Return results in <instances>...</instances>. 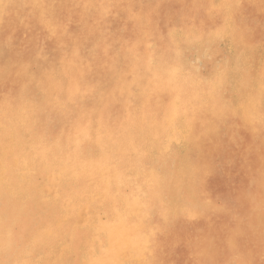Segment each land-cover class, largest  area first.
<instances>
[{"label":"bare ground","instance_id":"bare-ground-1","mask_svg":"<svg viewBox=\"0 0 264 264\" xmlns=\"http://www.w3.org/2000/svg\"><path fill=\"white\" fill-rule=\"evenodd\" d=\"M64 1L0 0V90L4 92L0 96V178L4 176L0 180V264H74L61 250L64 242L68 243L69 252H77L80 259L90 257L97 242H106L107 259L101 264H154L159 231L151 218L156 202L167 209L169 216L175 215L181 203L172 195L162 197L154 185L152 162L160 155L155 145L161 141L163 145L182 142L180 148L186 143L182 150L190 151L188 138L196 120L202 121L208 135L220 134L225 128L248 131L262 125L264 82L255 89L250 75L235 71L234 44L220 45L214 38L198 39V34L197 39L182 41L179 37L168 45L165 49L175 53L171 59L158 55L164 49L157 44L150 50L147 63L136 59L137 68H141L138 73L127 67L132 74L130 79L123 72L107 73L111 58L117 54L108 45L111 38L103 32L102 18L117 10L113 6L119 8L122 0H105L109 4L69 0L75 6V14L69 20L61 12ZM136 10L138 5H132L131 12L138 18ZM42 19L46 26L40 33ZM79 21L88 29L82 37ZM33 41L40 45L34 55L39 68L49 70L45 66L60 62V74L54 76L51 72L46 88L39 90L40 99L43 101L55 89L63 101L78 99V106L63 115L55 127L47 128L44 139L38 140L31 133L28 142H24L19 134L25 133L23 109L30 103L9 98L6 93L11 91L12 80L29 65L24 58L19 67H14L15 53L24 54L25 45ZM132 46L129 49L134 50L135 45ZM205 53L210 56L207 63ZM258 56L259 52H255L245 55L244 60L250 62ZM218 62L228 69V86L223 93L213 83ZM197 64H204L203 75L197 71ZM15 71L17 74H13ZM5 77L9 78L7 88ZM101 78L106 88L92 94ZM131 91L134 98L132 102L129 99L131 104L125 107V115L116 109L113 120L96 119L98 114H104L100 109L106 100L113 98L121 105ZM89 96V100H82ZM222 101L232 105L230 113L223 110ZM44 122L40 117V125ZM232 123L235 125L231 128ZM12 130L16 133L14 138L9 136ZM85 134L92 137L93 150L78 147ZM186 152L180 151L166 162L177 174L181 161L189 159L184 158ZM18 153L25 156L23 161ZM31 154L52 166L48 183L38 190L30 188L20 174H27ZM126 185L132 188L131 195H124L122 188ZM136 204H140L137 209ZM166 209H162V215L167 214ZM101 212L106 215L104 223L99 220ZM196 256L205 261L202 254Z\"/></svg>","mask_w":264,"mask_h":264},{"label":"rangeland","instance_id":"rangeland-1","mask_svg":"<svg viewBox=\"0 0 264 264\" xmlns=\"http://www.w3.org/2000/svg\"><path fill=\"white\" fill-rule=\"evenodd\" d=\"M47 1L50 0H42V3ZM110 1L98 0V3L109 4ZM232 3L239 6L228 7ZM132 5H138V10L134 11L138 18H135L131 12ZM74 7L69 0L63 2L61 12L68 17V20L70 15L75 14ZM113 8H117V10L102 18L105 24L103 32L111 38L108 45L113 49V53L117 54V56L113 55V58H111L110 70H106L107 73L126 74V77L130 79L132 74L129 70H126L127 67L133 68L134 73H138L141 68H137L136 59L138 58L140 63H147L150 50L153 47L155 48L157 44H160L158 48L164 49L158 55L167 56V58L171 59L175 53L165 48L173 41L180 39L179 37H181L182 41L199 37L198 39L214 38L220 45L234 44L233 46L236 50L232 53V64L235 71L246 72L250 75L253 78V87L255 89H257V84L264 82V0H122L119 8L116 6H113ZM85 22L87 20H82V23ZM79 23L81 32H83L79 37H82L85 33L84 30L88 31V29L81 25L80 21ZM45 26L46 21L42 19L39 23L40 33L43 32ZM214 26L215 28L217 26L220 28L214 29ZM229 30H233V32L230 33L228 32ZM212 32L214 33L213 37ZM217 34L219 38H216ZM225 35H228V37ZM235 43L238 44L236 45ZM132 45H135L134 50L129 49ZM25 49L24 54L22 51L15 53L16 64L14 67H19V63L24 58H27L29 65L39 68V63L34 56L40 50L39 42L33 41L25 45ZM170 52L172 53L170 54ZM255 52H259V58L252 59L250 62L244 60L245 55H253ZM237 56L239 57L238 59ZM207 57H204V62L206 63L210 59L209 55ZM58 64L60 66V62L56 61L52 66L48 65L45 67L53 72L54 76H58L60 74V70L57 71L59 69ZM252 65L254 66L252 67ZM196 68L201 75L204 74V64H197ZM13 74H17V71ZM54 76L52 80H55ZM44 88H46V84ZM56 92L55 89H51L47 97L43 99L44 104L40 99L39 106H33L30 103L26 110L23 109V116L26 117V120H24L26 128L24 127L25 133H20L19 135L24 142H28L31 133H35L38 140L44 139L47 128L55 127L63 115L78 106V99L63 101ZM131 93L127 98L128 100H124L121 105H117L116 100L113 98L106 100L100 109L104 114H98L96 119H103L104 121L102 122L113 120V112L116 109L120 114L125 115L127 106L131 104L134 98V91H131ZM3 95L4 92L0 90V96ZM87 98H82V100H89L90 96ZM123 104L125 105L123 106ZM68 105L71 107H68ZM35 107L36 111L33 112ZM40 117L46 123L44 122L40 125ZM233 124H231V128ZM191 129L192 131H190L188 138V145L191 142L189 148L191 150H182L187 145L185 143L184 148H180L179 152L187 151L184 158L196 160L209 169V175L201 188L200 194L209 200L218 201L222 205L242 213L243 224L240 238L236 242L235 248L229 244L228 237L232 230V218L228 214L210 213L197 216L194 218L197 220L192 219L191 223L190 219H186L183 215L172 214L169 216L167 209L157 201L154 216L151 218L155 224H158L159 231L156 240V244L158 243L159 247L155 252L154 264H198V262L202 261L197 258V254H202L205 260L217 262L239 259L247 261L248 264H264V134H262V125L251 127L248 129L249 133H247L248 131L228 130L225 128L222 130L223 133H220L221 135L213 133L208 135L204 133L205 127L202 121L196 120L192 124ZM256 129L257 131L252 133V130ZM233 131L235 132L234 134L232 133ZM191 132L194 133L192 134ZM15 135L14 130L10 131V138H14ZM213 139H215L214 142H212ZM195 141L197 143L199 141V145ZM156 145L155 147L158 148L155 149L161 150L163 141ZM3 153L6 154V151ZM17 155L21 156L22 161L24 160L25 156L19 153ZM29 161H32V163L27 165L25 170L27 174L21 172V178L25 183H28L30 188L33 187V189L38 190L48 183L52 166L47 165L43 158L35 157L33 154L30 155ZM183 163L181 161L182 165ZM260 165L262 167H259ZM2 177L0 180L4 179L3 174ZM41 180L43 183H41ZM79 181L83 183L81 179ZM31 182L33 183L31 184ZM122 191L124 195H131L133 192L128 185L124 186ZM242 192H250V195L246 199L241 200ZM139 207L140 204L135 205L136 209ZM162 209H166L167 216L161 214ZM99 220L104 223L106 215L101 212ZM75 224H78V222ZM63 244L61 250L64 253L67 252V259L73 260L74 264H92L95 260L97 262L100 261L98 264H101L107 259L106 248L108 243L106 242L103 244L97 242L90 257L82 259L79 258L77 252H69L68 243L64 242Z\"/></svg>","mask_w":264,"mask_h":264},{"label":"snow or ice","instance_id":"snow-or-ice-1","mask_svg":"<svg viewBox=\"0 0 264 264\" xmlns=\"http://www.w3.org/2000/svg\"><path fill=\"white\" fill-rule=\"evenodd\" d=\"M238 4L232 3L229 7H238ZM230 19V18H229ZM219 38L218 34L217 37ZM207 56V53H205ZM203 59V57H202ZM51 76L50 70L37 68L31 65H25L23 71L18 73L17 78L12 80L11 91L6 93L9 98H15L20 102L31 103L33 106H39L40 97L38 90L42 89L47 78ZM9 78L5 77L4 85L8 87ZM216 88L223 93L228 86V69L223 62H218L215 66L214 81ZM106 88L103 78L91 90L92 94H99ZM225 112L232 111V105L222 101ZM262 134H264V115L261 118ZM180 143H168L162 145L160 155L152 162L154 185L161 190L162 197L172 195L181 203L176 209V215H183L186 219H194L197 216L225 213L232 218V230L229 233L228 242L235 248L236 242L240 238L241 227L243 224L242 213L222 205L218 201L205 198L201 188L209 175V169L196 160L184 161L177 174L176 170L167 165V161L179 152ZM84 146L88 150H93L95 144L92 137L85 134L83 141L78 142V147ZM199 194V195H198ZM250 192H242L241 200L246 199ZM14 227V226H12ZM198 264H248L245 260L234 259L225 262L205 260Z\"/></svg>","mask_w":264,"mask_h":264}]
</instances>
